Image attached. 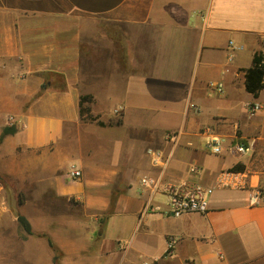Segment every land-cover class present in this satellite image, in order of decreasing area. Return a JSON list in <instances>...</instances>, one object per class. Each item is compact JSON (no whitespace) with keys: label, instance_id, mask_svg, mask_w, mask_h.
Returning a JSON list of instances; mask_svg holds the SVG:
<instances>
[{"label":"crops","instance_id":"crops-1","mask_svg":"<svg viewBox=\"0 0 264 264\" xmlns=\"http://www.w3.org/2000/svg\"><path fill=\"white\" fill-rule=\"evenodd\" d=\"M110 24L126 30L115 52L104 46L108 69L91 72L82 44L108 39ZM255 52L264 0H0V264H53L42 239L22 240L17 217L48 229L54 206H77L89 230L60 264H264V202L253 199L264 188V88L254 97L244 86ZM82 95L96 120L80 114ZM234 167L246 186L215 187L206 213L174 217L162 192L143 210V176L217 186Z\"/></svg>","mask_w":264,"mask_h":264},{"label":"built area","instance_id":"built-area-1","mask_svg":"<svg viewBox=\"0 0 264 264\" xmlns=\"http://www.w3.org/2000/svg\"><path fill=\"white\" fill-rule=\"evenodd\" d=\"M262 62H264V53L262 54ZM209 87L214 91H221V83L210 81ZM258 109V105L251 104L248 107L250 112ZM13 116H8V123L14 122ZM223 139L220 137H211L207 140L206 145L212 153H220L222 151ZM233 149L238 154H243L248 150V146L242 144H234ZM192 170H194L192 168ZM70 178H78L81 176V170L75 165H70L67 170ZM140 185L147 189L148 199L144 203L143 210L146 211L152 205L150 198L156 193L162 192L167 197L168 213L174 217H179L186 213H206L208 210V200L215 190V187H231L243 188L247 184V177L244 173L237 170L222 171L218 179L217 186H207L196 181L185 180L177 183L163 184L159 175H146L141 177ZM253 199L255 203L264 202V188H255ZM176 238L168 236L166 238L165 255H171L174 251ZM182 264H194L189 260H185Z\"/></svg>","mask_w":264,"mask_h":264},{"label":"rangeland","instance_id":"rangeland-1","mask_svg":"<svg viewBox=\"0 0 264 264\" xmlns=\"http://www.w3.org/2000/svg\"><path fill=\"white\" fill-rule=\"evenodd\" d=\"M104 32L107 34L108 39H96V40H90L85 41L82 44V52L84 56H86L87 60L89 59L90 63H84L85 68H88L86 66L92 65L90 68V71L92 70H107L108 69V52L106 51L107 48H104V46H112L113 52H115L116 43L119 40L120 36L123 34V32L126 30L124 26H117V25H106L105 27H102ZM109 38L114 39V41L109 42ZM119 56V52L116 51L115 53ZM88 108L87 105H82L83 113L85 114L84 109ZM85 117H88L87 114ZM10 192V191H9ZM11 193V192H10ZM6 192L2 196H5V198L10 197L12 194ZM70 208L67 210L69 212L68 215H60L61 207L60 206H54V213H53V219L51 224L48 223V229H41L40 226H43V222L40 223H34V230L31 226V231L34 236L35 241H38L37 239H42L44 241V244L46 247L52 250L53 254V264H60V261L66 259L69 257L72 259V257L76 258V248H73L72 246H67L70 244V241L72 240H80L81 242L86 240V233L89 232V230H85L84 227V217L83 216H77V206H69ZM34 210V207H32ZM67 212V213H68ZM43 219V218H42ZM22 227V226H21ZM23 228H21L20 232L22 235V240L25 241V232H23ZM87 231V232H86ZM49 241H51V246L49 244Z\"/></svg>","mask_w":264,"mask_h":264},{"label":"trees","instance_id":"trees-1","mask_svg":"<svg viewBox=\"0 0 264 264\" xmlns=\"http://www.w3.org/2000/svg\"><path fill=\"white\" fill-rule=\"evenodd\" d=\"M244 86L246 91L251 93L254 97L258 95V92L264 88V62H262V53L261 52H255L252 57V63L251 65L244 69ZM90 100L89 95H82L80 96V114L83 116V109L82 104L83 101ZM85 114H87L88 118L91 120H96V117L91 116L89 113V108L84 109ZM86 116V115H85ZM98 124H104L102 121L97 120ZM12 131V128H6L5 132ZM231 170H239L237 167L232 168ZM18 220L24 229L25 232L32 234L30 223L27 221V219L22 216L18 215ZM49 244L51 246V241H49Z\"/></svg>","mask_w":264,"mask_h":264}]
</instances>
